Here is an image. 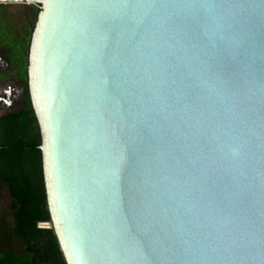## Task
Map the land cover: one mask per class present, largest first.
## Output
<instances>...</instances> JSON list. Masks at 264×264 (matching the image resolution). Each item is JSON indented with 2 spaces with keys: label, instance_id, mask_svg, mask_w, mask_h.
<instances>
[{
  "label": "water",
  "instance_id": "obj_1",
  "mask_svg": "<svg viewBox=\"0 0 264 264\" xmlns=\"http://www.w3.org/2000/svg\"><path fill=\"white\" fill-rule=\"evenodd\" d=\"M1 3L65 264H264V0Z\"/></svg>",
  "mask_w": 264,
  "mask_h": 264
},
{
  "label": "trees",
  "instance_id": "obj_2",
  "mask_svg": "<svg viewBox=\"0 0 264 264\" xmlns=\"http://www.w3.org/2000/svg\"><path fill=\"white\" fill-rule=\"evenodd\" d=\"M22 2L29 0H5ZM0 4V45L10 60L24 58L30 45L38 5ZM24 139L0 150V264H65L53 232L43 183L40 135L33 124Z\"/></svg>",
  "mask_w": 264,
  "mask_h": 264
},
{
  "label": "flooded vegetation",
  "instance_id": "obj_3",
  "mask_svg": "<svg viewBox=\"0 0 264 264\" xmlns=\"http://www.w3.org/2000/svg\"><path fill=\"white\" fill-rule=\"evenodd\" d=\"M7 4L18 5L14 3ZM5 49V45L1 44L0 150L11 143V141L15 142L16 140L24 139V132L29 130L33 118L36 121L33 124L34 131L36 130L39 133V127L32 108L28 87L27 68L29 46L25 57L17 61L10 60Z\"/></svg>",
  "mask_w": 264,
  "mask_h": 264
},
{
  "label": "rangeland",
  "instance_id": "obj_4",
  "mask_svg": "<svg viewBox=\"0 0 264 264\" xmlns=\"http://www.w3.org/2000/svg\"><path fill=\"white\" fill-rule=\"evenodd\" d=\"M10 10L12 13H15L18 10V6L11 5ZM4 194H5V192L3 190H0V195H4ZM1 200L2 201L0 202V205H2L4 207V205H6V203L4 202L3 197L1 198Z\"/></svg>",
  "mask_w": 264,
  "mask_h": 264
}]
</instances>
